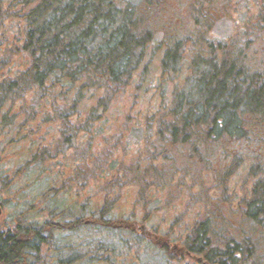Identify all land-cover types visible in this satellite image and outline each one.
<instances>
[{"label":"trees","instance_id":"16d2710c","mask_svg":"<svg viewBox=\"0 0 264 264\" xmlns=\"http://www.w3.org/2000/svg\"><path fill=\"white\" fill-rule=\"evenodd\" d=\"M220 20L227 38L213 33ZM151 46L174 88L126 154L104 126L127 93L137 106ZM241 171L250 187L229 195L220 179ZM183 186L206 208L179 237L188 254L263 262L264 0H0V194L17 209L0 264H173L134 222L152 190L168 203Z\"/></svg>","mask_w":264,"mask_h":264},{"label":"rangeland","instance_id":"374dc122","mask_svg":"<svg viewBox=\"0 0 264 264\" xmlns=\"http://www.w3.org/2000/svg\"><path fill=\"white\" fill-rule=\"evenodd\" d=\"M234 31L233 24L229 20H220L215 21V25L213 27L214 35L222 38H227ZM159 35L156 37L158 39ZM161 54V50L154 48L151 46L148 48V55L145 57L144 62L137 71V75H141L140 78V92L138 94L137 106H133L131 104V96L129 93L124 95L118 100L112 109L113 111H109L108 120L112 122L113 125L110 127L109 122L104 126L106 131H109V135H112L114 132L115 137L121 134V139L113 140L109 139L111 143H115L114 147L119 149H123L127 154L129 147L137 146L139 141V137L142 135V128L145 130V123L150 122L148 120H144L145 116L152 111L154 108L159 105L161 101L166 102L168 95L171 90L174 88L173 80H170L167 75H163L160 71L159 65V56ZM185 71H181L180 74H183ZM176 78V81H178ZM158 81H160L164 85V90L162 91L161 100L159 101L156 93ZM135 86L132 85L128 88V90H135ZM169 103V102H168ZM130 109V110H129ZM136 110L140 115L139 119L142 123L139 124V127L136 129L133 128V123H129L127 126L132 129L134 134L133 136L129 135V131L126 129L127 123V115L131 114V117L135 118L133 111ZM131 120V119H130ZM150 124V123H149ZM134 135L137 137L135 138ZM135 138V139H134ZM99 139V138H98ZM121 154V150H118ZM240 169V168H239ZM238 169V171H239ZM250 177L248 178L243 175V172L234 173L228 183L224 182L223 187L226 185V191L229 195L240 197L241 194L245 193V190L250 187ZM180 189V187H179ZM182 189V190H181ZM181 192L177 199H172L171 202L165 203L166 196H168V191L161 190V188H156L152 190L150 193V197L152 200H156L153 203V210L148 214L151 218L145 220L143 216V211L139 213L137 216V220L134 222L135 231L144 238L145 242H151L155 246H164L166 245V250L164 249L165 254L171 256V259L174 263L179 264H203L202 257L196 254H188L184 245L179 240V237L185 235V230L190 225L192 221L196 218H201V216L206 214L205 206L203 203L199 201L198 196L202 193L198 191H188L187 186L181 187ZM149 194V192H148ZM215 195V192H213ZM134 194L131 192L130 197H133ZM216 197V195L214 196ZM8 196L6 194H0V203L2 205V214L0 215V228H6L10 226L16 215V208L11 205V202L8 201ZM127 201H133V199H128ZM129 206L128 203L124 205ZM228 214V212L226 213ZM234 221L233 225L236 224L237 219L234 214H231ZM178 222V223H176ZM234 227V226H233ZM169 236H166L167 233ZM166 233V234H165ZM233 233L237 234V232L233 228ZM256 237V235H254ZM173 257V258H172ZM264 253H262L261 260L263 262H258L257 264H264ZM133 260V261H132ZM144 260H148L150 264H168L165 261V258H159L158 256L149 257L147 255H143L136 260V257L132 255L128 256L126 259L127 264H142ZM173 263V264H174ZM177 263V264H178Z\"/></svg>","mask_w":264,"mask_h":264},{"label":"water","instance_id":"95a60500","mask_svg":"<svg viewBox=\"0 0 264 264\" xmlns=\"http://www.w3.org/2000/svg\"><path fill=\"white\" fill-rule=\"evenodd\" d=\"M1 213H2V207H1V205H0V215H1Z\"/></svg>","mask_w":264,"mask_h":264}]
</instances>
